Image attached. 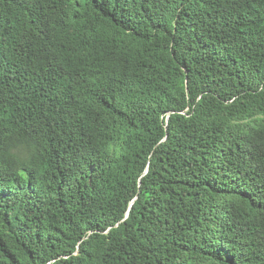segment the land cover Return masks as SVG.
Masks as SVG:
<instances>
[{
    "label": "trees",
    "instance_id": "obj_1",
    "mask_svg": "<svg viewBox=\"0 0 264 264\" xmlns=\"http://www.w3.org/2000/svg\"><path fill=\"white\" fill-rule=\"evenodd\" d=\"M0 264H264V0H0Z\"/></svg>",
    "mask_w": 264,
    "mask_h": 264
}]
</instances>
